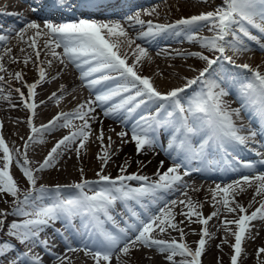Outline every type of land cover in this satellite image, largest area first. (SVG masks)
I'll return each instance as SVG.
<instances>
[{
	"label": "snow or ice",
	"instance_id": "obj_1",
	"mask_svg": "<svg viewBox=\"0 0 264 264\" xmlns=\"http://www.w3.org/2000/svg\"><path fill=\"white\" fill-rule=\"evenodd\" d=\"M54 3L60 7L63 0H54ZM155 11L153 9L145 14L152 15ZM140 15L136 12L124 17L130 27L139 25L141 28L134 38L129 36L128 30L120 21L97 22L92 19L63 23L44 22L43 31L41 24L31 21L26 22L25 27L16 32L17 39L23 43L28 30L34 31V36L28 43L35 51L37 61L41 56L37 38H46L43 48L46 54L52 57L47 61L48 66L51 67L53 60H58L65 67L69 64L74 65L80 71L79 79L85 82L94 99L79 104L72 113L57 114L47 125L37 128L33 124L38 107L34 102L35 89L46 81L45 68H38L39 78L34 83L25 82L27 97L20 88L15 89L20 95L23 107L30 113L27 124L32 135L23 146L21 160L17 158L20 150L10 148L0 134L2 161L0 193L13 198L15 207L12 214L22 218L21 222L11 223L7 234L27 248L25 252H18L10 243H0V259L9 253H15L8 260V264H43V257L39 253L33 254V247H39L52 256L54 264H71V259L67 255L69 252H83L85 256L92 258L94 264H112L113 259L116 264H129L133 253L144 249H155L160 254H167L165 258L169 264H177L174 259L176 256L183 258L178 264H201L205 246L208 239L212 238L208 224L213 217L218 216L219 210L207 217L203 216L198 210L202 205L194 203L188 197L186 184L181 186V168L185 167L183 176H187L190 170L186 165L193 161L205 164L209 162L213 153H223L224 159L229 160L233 172L239 171L241 166L249 171L254 169V162L241 160L239 153L248 147L250 140L255 141L258 132L237 127L234 117L239 118L242 110H250L260 120H264V74L247 63H237L234 57L252 50L244 38L264 49V43H261L260 38L251 31L256 30L264 34V0H222L213 11L181 18L174 24H154L151 20L144 21ZM133 21L135 24H132ZM205 28L212 33L210 37L199 35ZM164 34L177 37L184 34L189 43H198L210 55L204 52L190 53V56L203 61L205 66L196 70L198 71L196 77L185 78L183 87L161 93L151 77L139 74L137 66L144 60L151 61V56L148 48L136 43V40L151 42ZM8 40V35H0V42L6 43ZM132 45H135L131 53L134 59L129 64L128 52L122 54L121 49L131 48ZM57 49H62V52H58ZM10 52V48H5V55ZM229 52L231 55H228ZM3 59L4 57L0 56V73L7 72ZM30 61L31 57L28 55L23 59L25 66ZM13 62L18 61L13 58ZM84 65L88 66L86 70ZM233 68L247 70L252 73L253 78L241 79V74L234 73ZM13 75L16 81L23 80L22 72H15ZM0 82H5L4 75H0ZM237 83L239 86L236 89L235 100L240 107L233 109L225 98L231 94V89ZM188 89H192L191 93L187 92ZM50 99L59 103L61 97L53 92ZM30 100L33 102H29ZM142 106L145 112L132 123L130 140H124V137L129 135L127 131H120L116 135L122 142H134L137 155L142 154L145 149L155 150L157 147L168 155L173 165L162 174L157 172V180L150 181L148 176L137 173L125 175L127 162L120 166V174L115 179L104 175L103 169L111 159L109 149L113 141L108 137V145H104V133L101 128L96 137L102 148V154L97 156L102 162L101 171L96 174L97 181H88L82 177L80 183L64 186L75 189L74 192H65L64 187L60 185L51 189L43 185L36 188V173L54 167L57 158L63 154V149L75 145L78 156L80 151L85 149L92 135L90 121L96 120L92 114L97 107L103 110L105 117L115 118L122 125H126L133 113ZM75 119L82 122L78 127L73 125ZM61 121L63 123H58ZM58 127H75L76 130L61 138L39 167L33 169L30 166L27 149L33 142H44L42 139H36L37 134L42 136L44 132ZM162 129L168 135L166 145L160 140ZM245 131L248 132L247 135L243 134ZM259 134L264 136V130ZM256 154L260 155L259 152ZM259 163L264 165V159ZM14 164L19 167L29 186L27 191H21L18 181L12 174ZM163 164L164 162L160 161V167H163ZM192 170L202 169L197 167ZM131 181L139 182V186H130L128 182ZM245 186L249 188L255 186L253 201L256 196L264 197V172L242 175L240 179L223 186L217 183L215 189L211 190L213 207L219 204L227 213H235L237 216L236 219L222 221L224 231L234 237V243L231 244L233 253L230 258L231 264H240L244 252L243 244L250 236L252 222L264 221V199L251 214H247V209L235 200L237 194L245 191ZM176 189L182 191L184 199L162 200L158 195ZM117 201L123 202L129 213V220L123 221L124 227L117 223L110 211ZM129 202L139 205L143 212L135 211L129 206ZM178 207L180 211L177 213L175 209ZM8 214L6 211H0V231H3ZM177 215L185 219L177 222ZM76 217L81 220L80 228H77L76 232L82 239L87 237V241L81 247H73L64 237L65 252L53 253L49 241L41 239V233L59 220L65 221L71 231L75 227L72 220ZM185 222L199 223L202 226L200 239L196 242L194 250L183 242L186 233L180 225ZM109 224L110 228L106 226ZM230 225H235V229L230 228ZM169 230L179 232L180 242L176 239L171 241L157 239L153 235L157 232L163 234ZM56 235L63 237V233L59 231ZM223 242L228 243L227 236ZM261 254H264V247L257 249L258 258Z\"/></svg>",
	"mask_w": 264,
	"mask_h": 264
},
{
	"label": "bare ground",
	"instance_id": "obj_2",
	"mask_svg": "<svg viewBox=\"0 0 264 264\" xmlns=\"http://www.w3.org/2000/svg\"><path fill=\"white\" fill-rule=\"evenodd\" d=\"M85 1L87 3L84 2L79 4L73 3L71 8L66 9L65 14L64 13L55 14V12H47L44 15L35 17L33 15H30V13L24 9L26 3L17 4L13 0H0V24H1L0 28L3 29V27H5L4 28L5 30L0 29V35L9 36V40L6 43L0 42V56L4 57L2 62L5 68L7 69L8 73H11L14 70V68L18 69L17 72L23 73V80L19 82L15 80V85H17L22 92L27 93V88L24 86L25 82L27 84H31L34 83L39 78L38 68L35 67V64L36 63L40 64V67H44L46 71V81L42 83L37 89H35L36 95L34 97V102L38 105V107L36 109L37 115L33 118V124L37 128H40L42 125H47L49 121H51L53 117H55L59 113L62 112L72 113L79 104L85 103L89 99H94V95L85 86V82H82L79 79L80 71L76 69L74 65L69 64L67 67H65L64 65H61L58 60H53L51 67L48 66L47 61L51 60L52 57L50 55H47L45 49L43 48L46 38L43 37L37 38V45L41 52V56L39 61L36 60L35 51L31 47H29V43H28L29 39L32 36H34V31L28 30L24 38L25 42L23 43H21V41L16 37V32L24 28L26 22L35 21L41 24V30L43 31L44 22H51V23L78 22L80 19H92V20H96L97 22L120 21L123 24V26L128 30L129 36L134 38L138 35L139 33L138 31H140L141 28L139 25H135V27H130L128 22L124 20V17L126 15L139 12L141 14L140 18L143 19L144 21L151 20L153 21L154 24H159L160 21H162L161 19H163L159 17L161 16L162 8H164L165 6H171V2L173 0H150V1L106 0L108 3L100 4V5L97 3L104 0H85ZM175 1L178 8L183 7L184 9H186L185 11L191 16L213 11L218 5L209 2H204V0H182L185 2V6H182L181 3L178 2L181 0H175ZM65 2H69V0H63V3ZM68 4H72V3H68ZM99 6L105 7V9H102L104 11L95 9L96 7ZM60 8L64 9L63 6H60ZM153 9H155L156 11L152 15L145 14L147 12L152 11ZM13 11H17L18 14L17 16H20V18L16 20L17 23L11 24L13 20L10 19L11 16L10 14H7V12H13ZM155 17H157V19H155ZM132 24H135V21H133ZM209 33L210 32L205 28L199 32V35L204 37H210ZM253 33L256 34V32L254 31ZM163 36L164 35H161L155 40H159V41L164 40L165 41L164 43L162 42L159 43L156 42L155 40H154L155 42L154 41L149 42L148 40H139V39L136 40V43H139L142 46L148 48L149 54L151 56V61L144 60L137 67L139 70V74L143 76L151 77L155 87L161 93H166L171 89L177 87H183L185 78H188L190 76L188 74L189 72H191L192 75L194 76L198 75V73L195 72L194 69L195 67L191 63L193 60V56H190L189 54L196 53L193 47L199 46V44L189 43L187 39L185 37L183 38L182 36L177 37L176 39L173 38V40L167 38L164 39ZM168 43L173 45H171V47L169 48L164 47V44H168ZM249 46H252L255 48V50L256 49L257 50L256 51L251 50L249 52L239 55V59L237 60V62H239L240 64L247 63L253 69H255L254 66L255 63H264V56L260 55L264 53V49H261L260 46H256L252 43H249ZM5 48L11 49V52L7 55H5ZM134 48L135 45H132L131 48L121 49L122 54L125 51L128 52L129 64H131L134 59L131 56L132 50ZM21 49H24L25 51L22 52ZM161 50L164 51L161 52ZM57 51L62 52V49H57ZM158 52H160L161 54L157 55ZM26 55L31 57V61L28 63L27 66H25L23 63V59ZM13 58L18 62L14 63ZM87 67H88L87 65H84L85 70L87 69ZM144 70H146L147 75L144 74L145 72ZM0 74L2 75L3 73ZM53 92H56L61 97L59 103H57L53 99H50L51 94ZM16 94H17L16 91L14 90L11 91V95L13 97H16L17 96ZM232 95L236 96V92L232 93ZM29 102H33V101L30 100ZM3 103H4L3 99L0 98V106ZM230 106L233 109L240 107L239 103L233 105L230 104ZM12 107L13 109L18 110L17 112L18 116L13 112L12 109L3 110L0 107V124H2V128H0V133L2 132L6 136L12 139L13 143H7L10 148L15 149L14 146L18 145L17 149L20 150V154H18L19 155L18 159L22 160V154L24 152L23 146L27 141L28 137L32 135L31 129L27 124V120L30 116V113L27 111L26 108L23 107V103L21 101H14ZM152 111H154V107ZM144 112L145 109L142 106L135 113H133L132 118L128 121L126 125H122L119 122V120L115 118L105 117L103 114V110L100 107H97L96 111L92 114L96 117V120L90 121V123L92 125V131H96L97 133L101 128L106 129L103 131L105 146L108 145V137L112 138L113 144L111 149H109V152L111 154V159L107 164V168H110L116 163L113 160L114 156H116V154L120 151L122 147H125L123 154L128 156L132 165H135L137 169L139 168L138 170L134 169L135 171H133V173L146 175L150 178V181H155L158 179V176L156 175L157 172L162 174L167 170L168 167H171L173 165V161L168 157V155L164 151H162L159 147H157L155 151L145 149L142 154L137 155L134 142H122L120 141V137L116 135V133L120 131H127L128 133H130V128L132 123L134 122L135 119L139 117L140 114H143ZM251 112L252 111L250 110L249 111L242 110L239 118L234 117V120L236 122L237 127H242L246 130L251 129L259 132V129L257 127L250 124L251 122H253L252 121L253 114ZM26 114H28V118ZM58 123H63V121ZM81 123L82 122L78 119L73 120V125L76 127H78ZM110 129H114V131H110ZM74 130H76L75 127H70V128L58 127L55 130L46 132L48 134H45L39 139H37V140L42 139L44 141L43 143H41L39 147H32L31 145L33 144H30V147L27 149V155L31 162L30 166L33 169L39 167V164L43 162V160L45 159L51 148L61 138H63L65 135L70 134V132ZM261 130L264 129L260 128V131ZM161 133H160V140L162 139V136L166 134L163 129L161 130ZM98 134H96L95 136L92 133L89 141L87 142L88 150H89L88 154L89 157L91 158L89 162L90 166L94 162L93 160L96 150L102 151V148L100 147L99 149L97 145V143L100 142L98 139H96ZM243 134L247 135L248 132L245 131ZM258 136L259 135L256 136L255 141L250 140L248 142V147L244 150H249V151H247L245 155L243 152L239 153V155L241 156V160L255 161V167L253 170L249 171L241 167L240 170L236 172H230V171L223 172L218 167L219 165L222 164L221 159L217 158L218 153H213L209 160L211 164L207 171L209 173L200 172V171L191 172L189 175L182 177L181 186L185 184L188 186L186 189L188 194L189 193H195L200 195L203 194L202 199L200 200V205H202V208H200L199 211L202 212L204 217H207L211 215L212 212L219 210L218 216L213 217V219L209 221L208 229L209 232L211 233L212 238L208 239V243L205 246V253L201 257V264H212L211 259L219 256V250L228 251L229 249L227 245L228 243H224V246L219 245V247H217L218 244L216 243V238L218 237L221 231H224V228L222 227V221L224 219L233 220L237 218L235 214H232L231 216L229 214L223 216L222 214L225 210L219 204H217L216 207H213L211 190L215 189L217 183L223 186L225 184L231 183L236 179H240L242 175H255L264 172V165H261L259 163L261 159H264V155L263 157L260 158L255 156L254 152L252 151V149L257 150L261 148L262 144ZM129 140L130 138L125 139V141H129ZM164 143L166 145V142ZM71 146L76 147L75 145H71ZM117 149H119V151H116ZM68 151L69 148L63 149L62 150L63 154L58 157V162H56L55 166L52 167L55 170L54 171L55 174H58L60 178L63 173H66L68 176L71 173L69 167H70V160L72 158V155L71 153H68ZM258 152L260 153V151ZM256 153L257 152L255 151V154ZM160 161L164 162L163 167H160ZM193 162L196 163L197 161H193ZM0 164H2V161H0ZM181 170H185V168H182ZM91 171L92 170H90L89 168V170L86 171L84 176L90 177L91 175H93L94 173ZM40 175H41L40 172L36 173L37 185H39L41 182V180L39 179ZM254 193H255V186L251 188L245 186V191L237 194L235 196V200L239 204H243V202L250 203L251 201H253ZM158 195H160L163 198L162 200L175 199V197L177 196H179L177 197L178 198L177 200H179L182 199L181 197L183 196L182 191L180 189H176L170 193H158ZM262 199H264V197L262 196L255 197L256 206L254 208V211L257 207H259V202ZM207 200L208 201L211 200V202L209 203L208 206H205L204 203H206ZM116 204L120 208V211L114 212L113 209H111L110 210L111 214L115 217L117 223H119L121 227H124L125 225L123 221L129 220V213L127 212V209L123 202L117 201ZM129 206L132 207L137 212H143V209L140 208L139 205L135 204L134 202H129ZM153 208H155V205H153ZM247 214H251V212L248 213L247 211ZM184 219L185 218L183 216H180V221ZM56 223L60 225V228L57 230H53L52 234L50 233L52 231V227L50 226L46 228L45 231L43 232L45 237L43 236L41 238V239H47L49 241L53 253L63 254L65 252L66 244L64 242V237L67 238L68 242H70L73 247H81L83 246L84 242L87 241L88 239L87 237H84L82 239L81 235L76 232V229L80 228V224H81V220L79 217L72 220V224L75 225V227L72 228L71 231H69L70 226L66 224L65 221L59 220ZM252 225L253 226L251 227L250 236L247 237L245 240V242H247V246L243 247L244 252L242 254L240 264H245L248 261H253L252 264H258V263L262 264V262H264L263 260L264 254H261L259 258L256 255L257 249L264 247V221L256 220L252 222ZM106 226L109 228L111 227L110 224ZM196 226H198V223L196 225L195 223L188 224L187 222H185L184 224L180 225V227L185 229V233H186L183 242H186L193 250L196 248L197 238H199L198 231L196 234V230H198V229L195 230ZM229 227L234 229L233 228L234 225H230ZM57 231L62 232L63 237L56 235ZM174 232L178 234L177 241L180 242L179 232L178 231H174ZM192 234L195 235V238L193 240H188L186 237L188 235L191 236ZM167 240L171 241L172 238L167 237ZM32 251L33 254L39 253L43 257V264H54L53 257L45 253L41 248L33 247ZM135 253L137 254L138 257H140V261L142 264H149L151 262H153L154 264H169V262L165 258L167 254H160L155 249L152 250L144 249L143 251H136ZM67 255L71 259V264H94L92 258L90 256H85L83 252H76V253L69 252ZM8 257H5L4 261L8 260ZM174 259L177 261L178 264V262L183 258L180 256H176ZM112 264H116L115 259H113Z\"/></svg>",
	"mask_w": 264,
	"mask_h": 264
},
{
	"label": "rangeland",
	"instance_id": "obj_3",
	"mask_svg": "<svg viewBox=\"0 0 264 264\" xmlns=\"http://www.w3.org/2000/svg\"><path fill=\"white\" fill-rule=\"evenodd\" d=\"M176 1L175 0H173L172 2H171V6H165L164 8H162V10H161V16H159L160 18H163V19H161L162 21H160V23L159 24H174L177 20H179V19H181V18H189V17H191V15L190 14H188L185 10L186 9H184L183 7H179L178 8V6L176 5V3H175ZM178 2H180L181 3V5L182 6H185V2L184 1H178ZM207 2H209V3H213V4H218L217 6H219L220 4H221V2H222V0H216V1H213V0H207ZM151 4V3H150ZM152 4H153V2H152ZM169 18V19H168ZM155 19H157V17H155ZM162 22V23H161ZM252 32L254 31V32H256V34L255 33H253L254 35H257L259 38H260V40H261V43H264V38H261L260 36H259V34L260 33H258L256 30H251ZM209 35L211 36L212 35V33H209ZM260 35H262L263 37H264V34H260ZM183 38L185 37L184 36V34H182L181 35ZM164 37V39L165 38H167V39H172L173 40V38L174 39H176L177 38V36H174V35H170V34H166V35H164L163 36ZM180 37V36H179ZM245 40H246V42H249V43H252V44H254V45H256V46H259L258 44H256L255 42H252V41H247V38H244ZM156 42H159V43H164L165 41L164 40H162V41H159V40H155ZM154 41V42H155ZM248 43V44H249ZM171 45H173V44H164V47H171ZM251 49H252V51H256L255 50V48L254 47H252V46H249ZM194 48V51H196V52H204V54H209V53H207L204 49H202L200 46H194L193 47ZM210 55V54H209ZM228 55H231V53L229 52L228 53ZM260 55H263L264 56V53H262V54H260ZM234 59H236V62H237V60L239 59V56L238 57H234ZM189 60V59H188ZM191 62V61H190ZM192 64H193V66L195 67L194 69H195V72H197L198 73V71H196V70H200V69H202L205 65H204V62L203 61H201V60H199V59H197V58H195V57H193V60H192V62H191ZM226 63V62H225ZM237 63H239V62H237ZM240 64V63H239ZM262 64V65H261ZM254 66H255V69H258L262 74H264V63H255L254 64ZM35 67L36 68H39L40 67V64H38V63H36L35 64ZM230 67V66H229ZM17 68H14V70L11 72V73H3L2 75H4L5 76V82H0V89H3V91L1 92L0 91V98L1 99H3V101H4V103L0 106L3 110H10V109H12L13 110V112L18 116V110L17 109H13V103H14V101H21V98H20V95H19V93H17L16 95V97H13L12 95H11V91L12 90H14L15 91V89L16 88H19L17 85H15V78H14V73L15 72H17ZM145 72H144V74L145 75H147V72H146V70H144ZM232 71L234 72V73H239V74H241V79H247V80H251L252 78H253V76H252V73H249V72H247V70H244V69H235V68H233L232 69ZM189 72V71H188ZM190 76L188 77V79H191V78H194V77H196V76H194V75H192V73L191 72H189L188 73ZM1 75V74H0ZM12 75V76H11ZM184 84H185V82H184ZM237 86V87H236ZM193 87H196V86H193ZM238 88V83L235 85V87H233L231 90H234V91H231V94L228 96V97H226L225 99L229 102V104H237V102L235 101V96H233L232 95V93H234V92H236V89ZM189 90V91H188ZM187 90V92L188 93H191V91H192V89H188ZM7 93H8V95H7ZM25 97H27V93H25ZM22 102V101H21ZM3 106V107H2ZM17 110V111H16ZM26 116H27V118H28V114H26ZM100 130L101 129H99V132H100ZM104 130H106V129H103V131ZM98 132V133H99ZM92 133L96 136V134H98L96 131H92ZM161 133V132H160ZM0 134H2L3 135V137H4V139H5V141H6V143H13L12 142V139L10 138V137H8V136H6L4 133H0ZM45 134H48V133H46V132H44L43 133V135H45ZM162 134V133H161ZM42 135V136H43ZM99 135V134H98ZM39 136V137H38ZM41 135H39V134H37V136H36V139H39L40 137H42ZM130 136H131V133H129V135L128 136H126V137H124V140L125 139H128V138H130ZM8 137V138H7ZM38 137V138H37ZM167 139H168V135L167 134H164L163 136H162V141L163 142H166L167 143ZM10 141V142H9ZM120 141H121V138H120ZM98 142V141H97ZM31 144H33V145H31L32 147H39L40 145H41V143H38V142H33V143H31ZM36 145V146H35ZM43 145V144H42ZM97 145H98V148L100 149V147H101V143L99 142V143H97ZM15 147V149H17L18 148V145H15L14 146ZM73 146H69V151H68V153H71V155H72V158H71V160H70V167H69V170H71L69 173H70V175L68 176L66 173H63L62 175H61V178H60V176L58 175V174H55V170L51 167V168H49L46 172L45 171H43V172H40L41 173V175L39 176V179L41 180V182H40V184L39 185H36V188L38 189L41 185H43V186H46L47 188H49V189H51V188H54L56 185H60V186H62V187H64V186H71V185H74V184H76V183H80L81 182V180H82V177H83V179H86V180H88V181H93V182H95V181H97L98 180V177H97V172H100L101 171V161L99 160V159H97V156L99 155V154H102V151L101 150H96V152H95V154H94V162H93V164L90 166V164H89V162H90V160H91V158L89 157V154H88V152H89V150H88V143L86 144V146H85V149H82L81 151H80V153H79V156L77 155V152L75 151V147H73ZM14 149V148H13ZM97 149V148H96ZM123 149V150H122ZM124 150H125V147H122L121 149H120V151L116 154V156H114V158H113V160L116 162L113 166H111L110 168H107V166L106 167H104V169H103V174L104 175H109V176H111L113 179H115L119 174H120V172H119V168H120V166L121 165H124L126 162H127V172L125 173V175H127V174H131V173H133V171H135V170H138L137 169V167L135 166V165H132V163H131V161H130V159L128 158V156L127 155H124L123 154V152H124ZM155 151V150H154ZM252 151L254 152V154H255V151L256 152H258V151H260V155H257V157H263V155H264V152L261 150V149H252ZM74 152V153H73ZM76 153V154H75ZM19 157V155L17 156V158ZM56 162H58V158H57V160H56ZM56 162H55V164H56ZM191 165V169H195V168H197L198 166H196L195 167V165H193V164H189L188 166H190ZM73 166V167H72ZM90 166V167H89ZM94 168H93V167ZM199 167H201V166H199ZM242 167V166H241ZM240 167V168H241ZM89 168H90V170H92L91 172H93L94 174L93 175H91L90 177L89 176H84L85 175V173H86V171L87 170H89ZM204 168L205 169H207V166L205 165L204 166ZM204 168H203V170H204ZM135 169V170H134ZM182 169V168H181ZM190 169V170H191ZM81 170H83V172H81ZM11 171H12V174H13V176H14V178L18 181V184H19V187H20V189H21V191H27L28 190V188H29V186L27 185V183H26V181H25V179L23 178V175H22V172L20 171V169H19V167H17V166H15V164L13 165V167H12V169H11ZM54 172V173H53ZM180 172H181V175H182V177H184L183 176V172H184V170H180ZM81 174H82V176H81ZM86 177V178H85ZM57 178V179H56ZM49 180V181H48ZM57 180V181H56ZM129 184H130V186H132V187H136V186H139V182H136V181H131V182H128ZM134 183V184H133ZM45 184V185H44ZM68 184V185H67ZM49 185V186H48ZM53 186V187H52ZM95 186V185H94ZM64 191L65 192H74L75 191V189H73L72 190V188H70V187H64ZM200 196H201V198H200ZM202 196H203V194H195V193H189L188 194V197H190L191 199H192V201L194 202V203H196V204H199L200 205V200L202 199ZM177 197H179V196H177ZM177 197H175V199H178ZM182 199H184L185 197L184 196H182L181 197ZM21 199H22V197H21ZM211 202V200H207V202L206 203H204V205L205 206H208L209 205V203ZM251 203V206L249 207V204ZM250 203H244L243 202V204H241V205H243L246 209H247V211H248V213L249 212H253L254 211V208H255V206H256V202L255 201H251ZM253 204V205H252ZM15 207V205H14V203H13V198L11 197V196H8V195H6V194H2V193H0V211H6V212H8L9 214H8V216H7V218H6V220H5V224H4V226H3V231H0V237L1 236H7L8 238H10V239H13V240H15L13 237H11V236H9L7 233H8V229H9V226L11 225V223L12 222H21L22 221V218L21 217H19V216H17V215H14V214H12V210H13V208ZM113 207H115V205L113 206ZM180 207H183V206H180ZM118 210V207H116V211ZM198 210H200V208L198 209ZM175 211L178 213L179 211H180V208L178 207V208H176L175 209ZM225 212V213H224ZM223 212V216H225V215H227V214H229L230 216L232 215V214H235V213H227L226 211H224ZM205 214V213H204ZM236 215V214H235ZM237 217V216H236ZM193 219H195V217H193ZM176 221L177 222H179L180 221V215H177L176 216ZM56 224V223H55ZM54 224V225H55ZM196 225H197V223H195ZM54 225H51V226H54ZM201 228H202V226L198 223V226H196V228H195V230L196 229H198V230H196V234H197V231L200 233V231H201ZM234 229H235V225H234V227H233ZM52 229H53V227H52ZM172 232V233H171ZM51 234L53 233V230L50 232ZM156 236H155V235ZM153 235L155 236V238H157V239H163V240H166V241H168L167 240V237L168 238H174V239H176V240H178L177 239V235L178 234H176L174 231H172V230H169L168 232H165V233H163V234H160V233H154ZM172 234V235H171ZM171 235V236H170ZM45 237V235H44V233H41V238L42 237ZM227 236V239L229 240L228 241V248L230 249H228V251H222V250H219V256L218 257H216V258H213V259H211V262H212V264H231V255L233 254L232 253V249H231V244H233L234 243V237L233 236H231L230 235V237H229V234L228 233H226L225 231H221L220 233H219V235H218V237L216 238V243L218 244V245H223L224 246V239H225V237ZM160 237V238H159ZM188 240H193L194 238H195V235H188L187 237H186ZM199 238H200V236H199ZM199 238H197V241L199 240ZM16 241V240H15ZM2 242H4V240L3 239H1L0 238V243H2ZM17 242V241H16ZM247 246V242H244V244H243V247H246ZM14 247V246H13ZM18 252H25V250L27 249L24 245H21V244H19L18 242H17V247H14ZM27 251V250H26ZM13 255H15V253H9V257L8 256H6V257H8V260L9 259H11V257L13 256ZM5 258V257H4ZM4 258H2V259H0V264H8V260H6V261H4ZM263 259V258H262ZM264 260V259H263ZM262 260V261H263ZM253 263V261H248L247 263H245V264H252ZM129 264H142L141 263V261H140V257H138L137 256V254L134 252L133 253V255H132V258H131V260H130V262H129ZM149 264H154L153 262H151V263H149ZM259 264V263H258Z\"/></svg>",
	"mask_w": 264,
	"mask_h": 264
}]
</instances>
